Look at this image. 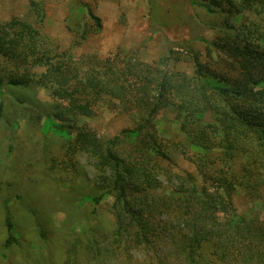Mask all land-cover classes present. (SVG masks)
Segmentation results:
<instances>
[{
    "label": "trees",
    "instance_id": "trees-1",
    "mask_svg": "<svg viewBox=\"0 0 264 264\" xmlns=\"http://www.w3.org/2000/svg\"><path fill=\"white\" fill-rule=\"evenodd\" d=\"M191 2L224 19L221 34L205 40L206 61L190 49L188 73L176 66L188 57L173 49L150 62L138 49L74 56L42 31L44 7L32 0L37 25L17 16L0 22V87L51 92L43 128L67 141L68 154L95 160L100 193L89 199L114 197L109 241L125 252L121 264H264L262 212L240 215L233 200L241 189L264 201V0ZM88 12L99 30L101 18ZM102 101L133 115L134 126L101 138L84 119ZM2 109L0 102V116ZM164 110L174 113L186 142L161 135L156 121ZM171 148L198 175L178 172ZM7 204L4 245L12 247L22 234ZM135 250L148 259L132 263Z\"/></svg>",
    "mask_w": 264,
    "mask_h": 264
},
{
    "label": "rangeland",
    "instance_id": "rangeland-1",
    "mask_svg": "<svg viewBox=\"0 0 264 264\" xmlns=\"http://www.w3.org/2000/svg\"><path fill=\"white\" fill-rule=\"evenodd\" d=\"M35 1L44 7L42 31L74 56L104 57L117 49H138L140 58L150 62L173 49L188 57L176 62L188 73L193 70L190 49L206 61V41L221 34L224 19L221 12L210 13L191 0ZM31 2L0 0V22L17 16L37 25ZM88 8L101 18L97 31ZM83 33L86 39L80 38ZM0 102V264H121L125 252L109 241L115 226L114 197L106 195L97 204L89 199L100 193L95 160L83 152L68 154L67 141L43 128L55 102L51 92L36 84H5ZM98 106L96 114L84 120L101 138L134 126L133 115L113 111L105 101ZM174 117L162 111L158 130L164 137L186 142ZM170 154L178 172L198 175L181 151L171 148ZM233 200L240 215L251 218L261 211L264 217V201L249 198L241 189ZM6 204L18 236L22 234L21 242L12 247L4 245ZM148 256L135 250L129 258L135 263Z\"/></svg>",
    "mask_w": 264,
    "mask_h": 264
}]
</instances>
